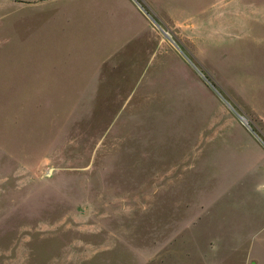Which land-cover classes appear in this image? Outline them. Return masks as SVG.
Returning a JSON list of instances; mask_svg holds the SVG:
<instances>
[{"label": "rangeland", "instance_id": "1", "mask_svg": "<svg viewBox=\"0 0 264 264\" xmlns=\"http://www.w3.org/2000/svg\"><path fill=\"white\" fill-rule=\"evenodd\" d=\"M176 2L0 0V264H264V0Z\"/></svg>", "mask_w": 264, "mask_h": 264}, {"label": "crops", "instance_id": "2", "mask_svg": "<svg viewBox=\"0 0 264 264\" xmlns=\"http://www.w3.org/2000/svg\"><path fill=\"white\" fill-rule=\"evenodd\" d=\"M128 7L136 13L137 17H133V23L136 25L137 31L139 33L136 34V38L134 37L131 40L132 43H136L139 40H152L153 35L152 31H154L155 25L154 21L150 20V15H176V16H193L186 15L191 14L187 13L185 10L177 9L175 6L181 4V2H176L178 0H125ZM180 1V0H179ZM168 10H166V9ZM147 9V10H146ZM150 10L151 13L148 12ZM211 15H206V14ZM249 11L244 10H234L231 8L227 2H222L220 7H211L209 9H201L197 14H202L201 16H210L213 18L212 21L218 20V16H234L236 14H248ZM159 19V18H158ZM169 20V18H168ZM166 21V20H165ZM140 28H139V27ZM142 38V39H141Z\"/></svg>", "mask_w": 264, "mask_h": 264}, {"label": "water", "instance_id": "3", "mask_svg": "<svg viewBox=\"0 0 264 264\" xmlns=\"http://www.w3.org/2000/svg\"><path fill=\"white\" fill-rule=\"evenodd\" d=\"M241 120H243L245 122V124L247 123L246 120H245V118L241 117Z\"/></svg>", "mask_w": 264, "mask_h": 264}]
</instances>
